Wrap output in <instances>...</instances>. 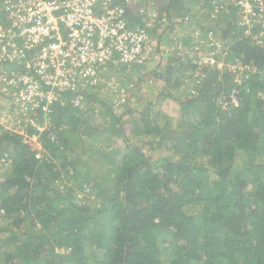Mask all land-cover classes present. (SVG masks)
Listing matches in <instances>:
<instances>
[{
  "label": "trees",
  "instance_id": "16d2710c",
  "mask_svg": "<svg viewBox=\"0 0 264 264\" xmlns=\"http://www.w3.org/2000/svg\"><path fill=\"white\" fill-rule=\"evenodd\" d=\"M113 1L130 28L146 27L157 41L193 18L205 35L190 28L183 42L207 40L208 54L225 56L222 67L180 55L177 36L174 52L149 65L158 97L179 105L173 128L151 104L117 114L98 85L57 88L51 103L25 105L20 82L0 86V165L8 161L0 264H264V24L246 33L236 4L219 8L228 0H151L150 27L126 0ZM202 8L216 37L195 17ZM21 63L1 59L0 79L26 69ZM105 132L118 148L111 138L105 145ZM33 134L39 156L26 142Z\"/></svg>",
  "mask_w": 264,
  "mask_h": 264
},
{
  "label": "built area",
  "instance_id": "2783aa9c",
  "mask_svg": "<svg viewBox=\"0 0 264 264\" xmlns=\"http://www.w3.org/2000/svg\"><path fill=\"white\" fill-rule=\"evenodd\" d=\"M113 2L0 0V60L22 62L28 69L12 71L3 82L9 85L20 82L18 103H36V97L51 103L55 98L54 89L78 90L89 84L98 85L101 75L112 67H129L145 61L150 45L154 44L150 30L130 28L124 9ZM228 2L237 5L239 23L246 27V33L252 24H264V0H228L219 8L227 6ZM147 16L150 21H145L146 25L152 27L156 13L150 12ZM167 21V17H163L158 23L165 26ZM259 35L264 37V31ZM36 45L42 47L35 59L23 60L26 52ZM200 64L222 67L214 53L203 54ZM32 136L40 142L38 147L31 148L39 156L42 142L37 134ZM26 142L31 146L28 136Z\"/></svg>",
  "mask_w": 264,
  "mask_h": 264
},
{
  "label": "rangeland",
  "instance_id": "374dc122",
  "mask_svg": "<svg viewBox=\"0 0 264 264\" xmlns=\"http://www.w3.org/2000/svg\"><path fill=\"white\" fill-rule=\"evenodd\" d=\"M126 2L131 6L132 9L136 10L138 15L141 17L142 21H143V17H144L145 21H148L146 17L148 15V13H150L152 11V6H151L152 1L151 0H146L145 2H142L141 0H127ZM112 4H114V2ZM149 9H151V10L148 11ZM195 17H197L198 21H200V22L202 20V23L206 24L208 29H211V26L208 23L209 20L204 15L203 8L198 14H195ZM188 24H189V26L187 27V29L185 28L183 30L182 27H180L181 29H177L176 31L171 32L169 34L166 33L165 35H163L162 39H160L158 41L156 40L155 35H153L149 31V34L151 35L150 37H153V39L151 38V40L153 41L154 44L150 45V52L148 53V57L142 63V65L146 63L144 65V67H145L144 70H140V68L134 67V66L140 65V64L131 65L129 67H126V66L112 67V69L110 71H108L106 74L101 75L99 82H98V86H100V88H98L99 91L95 92V94H98V95H101L102 97H105L108 100L107 104H109L111 106L112 110L114 112H116L117 114L125 111V108L126 109H132V108L138 109L139 107L141 108L144 105L151 104L152 111L161 110V112L163 114L168 116V118L171 122L170 125L173 128L175 123H176V120L178 118L179 105H178L177 101L174 100L175 99L174 97H171V96L163 97L162 95L160 97H158L159 96L158 95L159 84L156 83L153 78H151V72H150L151 69L149 68L150 67L149 65H153V66L158 65V60H160V55L163 57H169V53L174 52L173 50L175 49V47L173 44L174 43L173 38H172L173 36L174 37L177 36V37L182 39L178 43V47L180 49H183L182 53L180 52L181 53L180 55H184V54L188 55V56L192 55V56L196 57L197 60H199L201 62V56L205 53L208 54L207 51L210 50L206 46L207 40H198V42L195 41V43H197L196 45L193 43H190L189 41H187L186 43L183 42V41H185L186 36H187L186 34L188 33V31H190V28L194 29V31L196 33L195 35L198 36V33H199L198 32L199 28L195 25V21L193 18H191L189 20ZM178 32L182 33L181 36ZM177 34H179V35H177ZM199 34L202 37H204V35H205L204 33H199ZM212 34L214 35V37H216V35L213 33V31L211 29L209 31V35L212 36ZM214 53L217 55V51H214ZM209 54H212V53H209ZM216 58L219 59V61L223 62L225 56L220 55V53H219V55H217ZM129 68H132V70L131 71L129 70L130 73L128 74V72H125V71H128ZM23 70L27 71L28 69L26 68ZM140 72H142L141 75H140ZM194 75H197L196 72ZM5 80H6L5 77H2V79H0V81H2V82H4ZM192 80L194 81V77H192ZM192 80L190 79L189 81L186 82V84H191L190 82H193ZM2 85H3V83L0 86L2 87ZM41 90L43 92L46 91L44 86L41 87ZM1 97L2 96H0V98ZM19 97H20V95H19ZM87 100H89V99H87ZM2 101H3V99L2 100L0 99V105H1ZM90 101H92V100L90 99ZM96 104L98 105V107H100L98 103H96ZM113 105H114V107H113ZM93 107H97V106L95 104H92V108ZM93 109H95V110H92L93 116H96L98 118V119H95L93 122L95 125H98L96 122H101V120H99V118L101 119V117H100V114L98 112V110H100V109H98V108L97 109L93 108ZM131 116L135 117V118L137 117V115H131ZM124 120L126 122L125 128L129 131V129L131 128V123L134 120L129 115L125 116ZM138 121L139 120H137V122ZM4 127H6V126L4 125ZM28 137L30 139L31 148L35 149L36 147H38V143H40V142L38 140H36L35 137L32 135H29ZM104 137H105V145H108L106 141L109 138H111V139H113V142H114L112 145L115 148H118L120 146L119 141H118L120 139L112 138L111 133H109V132L106 133ZM140 139L141 138H139V137H134L132 142L136 143ZM111 147L112 146L110 145L108 148L111 149ZM98 148L94 149V151L97 150ZM90 151L91 150H89V152ZM69 154H71V153H69ZM87 155H88V151L83 155V158L87 157ZM87 161H89V159H87ZM7 164H8V161L3 162V164L0 165V175L3 174V172H5L7 170ZM83 166L84 165L82 163H78L77 169L78 170L82 169Z\"/></svg>",
  "mask_w": 264,
  "mask_h": 264
}]
</instances>
